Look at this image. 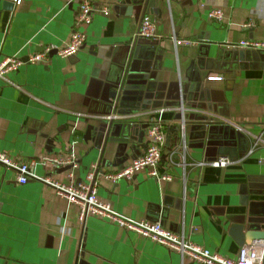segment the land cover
I'll list each match as a JSON object with an SVG mask.
<instances>
[{"label": "crops", "instance_id": "1", "mask_svg": "<svg viewBox=\"0 0 264 264\" xmlns=\"http://www.w3.org/2000/svg\"><path fill=\"white\" fill-rule=\"evenodd\" d=\"M2 1L0 61L59 48L74 28L77 0H5L9 10ZM92 4L108 14L93 13L75 54L51 52L45 62L22 64L0 78V152L35 160L38 177L68 183L71 172L75 183L86 182L93 166L113 172L141 156L148 125L158 123L168 143L157 171L171 180L156 182L144 170L130 181L96 176L97 198L125 218L183 231L190 242L234 260L252 240L245 219L250 210L261 212L254 203L264 202V182L253 180L264 178V144L246 155L251 141H264V49L232 46L264 42V0H147L145 11L134 0ZM214 8L222 13L219 23L207 17ZM144 16L155 23L151 39L137 37ZM171 36L194 44L174 48ZM125 46L138 47L135 66L145 67L138 106L111 98L121 76L116 52ZM110 122L135 129L120 142L103 135L95 141L96 130ZM180 122L187 163L220 156L236 162L186 167L183 174L174 131ZM70 153L73 170L46 161ZM77 213L50 188L19 184L0 165V264H199L105 219L86 216L79 225Z\"/></svg>", "mask_w": 264, "mask_h": 264}, {"label": "built area", "instance_id": "2", "mask_svg": "<svg viewBox=\"0 0 264 264\" xmlns=\"http://www.w3.org/2000/svg\"><path fill=\"white\" fill-rule=\"evenodd\" d=\"M19 1L20 0H14V3L18 5ZM77 3L74 28L71 31L68 40L63 45L59 48H43L38 53L28 55L25 58V61H22V59L16 56L3 58L0 61V78H3L6 73L15 70L22 64H38L45 62L47 55L51 52L61 58H66L75 54L84 42V34L81 29L91 23L93 13L99 11L104 16L108 14V10L105 7L96 10L93 7L92 0H77ZM207 17L210 20L219 23L222 19V13L219 9L214 8L209 10ZM154 27V21L149 17L144 16L138 24L137 37L145 39L153 38ZM171 40L174 48L194 44V42H191L190 40L177 39L174 36H171ZM232 47L246 50H258L264 49V42L240 40ZM209 79L220 80V78ZM177 130L178 149L179 152L181 151L180 153L178 152L180 155V162L178 165L182 168L183 174L186 167L224 168L236 162V160H233L232 158L220 156L212 160L203 159L198 162L187 163L184 158L185 144L182 122H180ZM146 134L148 142L141 156L113 172H100L97 170L96 166H93L86 176V182L75 183L71 172L67 174L69 180L68 183H63L52 175L38 177L32 172V168L37 164L35 160L17 161L10 158L4 152H0V165L14 174L17 183L25 184L28 180L40 182L44 186L50 188L53 193L57 197L63 199L66 204L76 206L78 210L76 220L79 225L84 221L86 216L105 219L117 225L119 228L134 232L154 244L172 250L180 259L185 258L199 264H263L264 238L251 240L250 242L242 244L239 247L237 257L234 260H231L221 255L211 253L207 249L190 242L183 231L172 232L163 227L159 222H148L143 220L136 221L130 218H125L114 212L107 203H104L97 198L95 193L96 176H100L101 178L114 183L121 179L130 181L137 172L144 170L146 176L156 182L171 180L169 175L160 174L157 171L162 151L164 149V130L158 123H150ZM259 143L264 144V141L260 139H254L251 141L246 155L251 153ZM171 156V154L168 156L170 163H172ZM46 161L52 169L67 167V170H73L76 167V162L72 153H70L69 158L52 157Z\"/></svg>", "mask_w": 264, "mask_h": 264}, {"label": "water", "instance_id": "3", "mask_svg": "<svg viewBox=\"0 0 264 264\" xmlns=\"http://www.w3.org/2000/svg\"><path fill=\"white\" fill-rule=\"evenodd\" d=\"M145 1L134 0V2L141 5L143 11H145L148 5L146 4L147 0ZM1 6L3 10H9V8L12 7V4L3 0L1 2ZM116 53L120 59L118 64L121 67V76L118 80V84L115 88H113L114 91L111 94V98L117 102H133L136 103L135 106H138V102L141 101L142 97L141 91L144 90L138 81L146 80V77L144 76L145 74H143V70L145 68L143 67L144 63H141L140 67H136L134 63L138 59V47L125 46L120 48ZM145 63L147 64V62ZM131 129H135V127L128 122L116 125L110 122L106 124L104 128L96 130L94 139L97 141V139L103 135L105 140L120 142L121 139H126ZM174 131H177V128ZM167 143L168 139L165 138L164 146H167ZM253 180L264 182V178L261 177H255ZM253 205L254 207L256 206L261 208V212L259 213L257 210H250V215L247 219H245L243 224L247 230L252 232V240L263 239L264 231L260 229V226L264 225V202L254 203ZM240 229L241 228L239 227L233 226L231 228V233H233L234 237L239 241H243V236L239 232Z\"/></svg>", "mask_w": 264, "mask_h": 264}]
</instances>
